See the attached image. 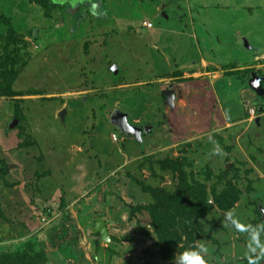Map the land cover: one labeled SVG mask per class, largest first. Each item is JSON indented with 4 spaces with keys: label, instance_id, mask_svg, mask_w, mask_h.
Segmentation results:
<instances>
[{
    "label": "rangeland",
    "instance_id": "obj_1",
    "mask_svg": "<svg viewBox=\"0 0 264 264\" xmlns=\"http://www.w3.org/2000/svg\"><path fill=\"white\" fill-rule=\"evenodd\" d=\"M95 2L0 0V264H248L225 217L264 221V0Z\"/></svg>",
    "mask_w": 264,
    "mask_h": 264
},
{
    "label": "clouds",
    "instance_id": "obj_2",
    "mask_svg": "<svg viewBox=\"0 0 264 264\" xmlns=\"http://www.w3.org/2000/svg\"><path fill=\"white\" fill-rule=\"evenodd\" d=\"M99 4L93 0L91 5V14L100 15ZM259 84V81L256 82ZM214 153L222 154V148L216 146ZM225 226L231 227L237 232L246 234L247 247L244 255L248 264H260L264 260V221L251 223L246 217H241L234 209L229 210L225 217ZM209 254V248L204 243H196L194 246L186 248L178 257H175L178 264H209L206 257Z\"/></svg>",
    "mask_w": 264,
    "mask_h": 264
},
{
    "label": "water",
    "instance_id": "obj_3",
    "mask_svg": "<svg viewBox=\"0 0 264 264\" xmlns=\"http://www.w3.org/2000/svg\"><path fill=\"white\" fill-rule=\"evenodd\" d=\"M242 44L244 45H248V46H251L249 44V41L247 39H243L242 40ZM113 70L114 71H118V66L114 65L113 67ZM251 76V85L252 87L259 93L261 94H264V86L262 84V79L261 77H259L257 75V73L255 72H251L250 74ZM259 81V84H257L256 82ZM168 95H169V100L170 102H173L174 100V91L173 90H169L168 92ZM65 114L66 112L63 111L61 116L62 118L65 117ZM260 117H258L256 120H255V126L254 127H257L260 125ZM113 121L120 127L122 128L123 130H125L127 133H131V134H135V135H140L142 133V129L135 126V125H132L129 123L128 121V116L126 113L122 112L121 110H116L115 113L113 114ZM18 121L16 120L14 123H17ZM150 127L146 126L144 128L145 132H149ZM263 210V213H264V208H262ZM264 220V218H263ZM96 232H100L101 235H102V239L103 240H106L107 242H111L112 240V237H111V234L109 232V228H108V225H107V222L106 220H104L103 218H97L96 219V226H95V229H94Z\"/></svg>",
    "mask_w": 264,
    "mask_h": 264
},
{
    "label": "trees",
    "instance_id": "obj_4",
    "mask_svg": "<svg viewBox=\"0 0 264 264\" xmlns=\"http://www.w3.org/2000/svg\"><path fill=\"white\" fill-rule=\"evenodd\" d=\"M145 22V21H144ZM143 22V23H144ZM152 24V26L154 25L153 23H151ZM145 25V24H144ZM145 27H147V28H149V26H147V25H145ZM204 191V190H203ZM106 192H104V191H100L99 192V198H100V201H101V204H104L105 203V201H106V194H105ZM204 194H205V192H203V194H202V196H201V198H204V199H202V200H205V196H204ZM191 203V202H190ZM227 204H229V203H227ZM230 206V205H229Z\"/></svg>",
    "mask_w": 264,
    "mask_h": 264
},
{
    "label": "built area",
    "instance_id": "obj_5",
    "mask_svg": "<svg viewBox=\"0 0 264 264\" xmlns=\"http://www.w3.org/2000/svg\"><path fill=\"white\" fill-rule=\"evenodd\" d=\"M144 24L147 25V26H149V27L152 25V24L149 23V22H144Z\"/></svg>",
    "mask_w": 264,
    "mask_h": 264
},
{
    "label": "crops",
    "instance_id": "obj_6",
    "mask_svg": "<svg viewBox=\"0 0 264 264\" xmlns=\"http://www.w3.org/2000/svg\"><path fill=\"white\" fill-rule=\"evenodd\" d=\"M150 23V22H149ZM174 91V90H173ZM174 95H175V91H174Z\"/></svg>",
    "mask_w": 264,
    "mask_h": 264
}]
</instances>
